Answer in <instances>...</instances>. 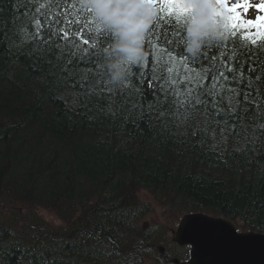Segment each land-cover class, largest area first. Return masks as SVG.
I'll use <instances>...</instances> for the list:
<instances>
[{
    "label": "trees",
    "instance_id": "trees-1",
    "mask_svg": "<svg viewBox=\"0 0 264 264\" xmlns=\"http://www.w3.org/2000/svg\"><path fill=\"white\" fill-rule=\"evenodd\" d=\"M34 6L0 0V202L23 209L18 222L0 223V264H138L157 243L141 222L151 210L141 190L178 215L214 214L264 233V138L247 151L232 141L212 151L143 121L137 127L123 114L66 106L65 89L43 60L23 55L27 46L9 50L22 13ZM155 23L153 43L182 39L186 48L185 28L172 31L164 16ZM144 94L152 99L147 85ZM34 209L52 212L60 225L48 229L21 215Z\"/></svg>",
    "mask_w": 264,
    "mask_h": 264
},
{
    "label": "snow or ice",
    "instance_id": "snow-or-ice-1",
    "mask_svg": "<svg viewBox=\"0 0 264 264\" xmlns=\"http://www.w3.org/2000/svg\"><path fill=\"white\" fill-rule=\"evenodd\" d=\"M140 2L158 9L144 37V48L153 56L132 65L120 85L111 82L107 67L115 36L99 26L90 7L78 8L75 0H31L35 6L22 13L9 50L27 46L23 55L43 60L54 85L65 89L66 106L113 118L123 114L137 127L143 121L157 134L212 151L227 148L230 141L247 151L264 138V15L246 20L238 10L247 12L250 5L215 0V16L225 20L227 38L205 42L193 56L182 39L163 44L153 39H159L155 22L160 16L171 18V30L180 32L195 18L199 0ZM255 7L264 13V0ZM82 12L90 18L81 17ZM178 43L180 51L175 52Z\"/></svg>",
    "mask_w": 264,
    "mask_h": 264
},
{
    "label": "clouds",
    "instance_id": "clouds-1",
    "mask_svg": "<svg viewBox=\"0 0 264 264\" xmlns=\"http://www.w3.org/2000/svg\"><path fill=\"white\" fill-rule=\"evenodd\" d=\"M81 3L93 10L100 27L115 36L107 53L109 78L116 85L124 83L130 67L142 64L146 57L144 37L157 9L140 0H81ZM195 7L197 14L185 27L186 50L193 56L205 42L227 38L225 20L215 16V0H199Z\"/></svg>",
    "mask_w": 264,
    "mask_h": 264
},
{
    "label": "water",
    "instance_id": "water-1",
    "mask_svg": "<svg viewBox=\"0 0 264 264\" xmlns=\"http://www.w3.org/2000/svg\"><path fill=\"white\" fill-rule=\"evenodd\" d=\"M175 240L191 247L189 261L181 264H264V234L237 232L219 217L184 215Z\"/></svg>",
    "mask_w": 264,
    "mask_h": 264
},
{
    "label": "rangeland",
    "instance_id": "rangeland-1",
    "mask_svg": "<svg viewBox=\"0 0 264 264\" xmlns=\"http://www.w3.org/2000/svg\"><path fill=\"white\" fill-rule=\"evenodd\" d=\"M226 3L231 6L233 4H248L250 9L245 12L243 8H240L239 14L242 15L243 19H254L257 15H264V13H259L256 11V5H260L262 0H226ZM138 198L140 201L148 202L151 206L150 212L141 219L144 228H150L153 230V240L157 243L153 250L147 251V254L142 253L137 259L138 264H153V258L159 257L160 264H172L170 262H160L163 255H170L173 253L175 248L172 247L171 234L175 230L178 219V214L175 210L164 208L160 203L161 201H156L155 198L148 192L141 190L138 191ZM23 211L22 208L18 206H10L0 202V223L7 224L17 221V213ZM35 215L41 220V224H45L48 229L57 228L60 225L59 220L56 216L47 210L34 209V211L25 210L21 215L24 217H31ZM17 223L15 222V225ZM24 229L21 225H19ZM150 240V239H149ZM161 249V250H160ZM156 264V263H155Z\"/></svg>",
    "mask_w": 264,
    "mask_h": 264
},
{
    "label": "bare ground",
    "instance_id": "bare-ground-1",
    "mask_svg": "<svg viewBox=\"0 0 264 264\" xmlns=\"http://www.w3.org/2000/svg\"><path fill=\"white\" fill-rule=\"evenodd\" d=\"M170 262V263H172V260H171V258H169V257H163V259L161 260V262H163V263H165V262ZM166 264V263H165Z\"/></svg>",
    "mask_w": 264,
    "mask_h": 264
}]
</instances>
